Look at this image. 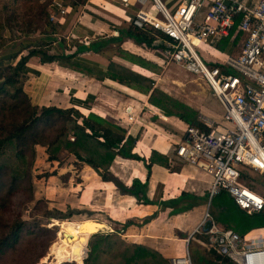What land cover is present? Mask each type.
Returning <instances> with one entry per match:
<instances>
[{"label": "trees", "instance_id": "trees-1", "mask_svg": "<svg viewBox=\"0 0 264 264\" xmlns=\"http://www.w3.org/2000/svg\"><path fill=\"white\" fill-rule=\"evenodd\" d=\"M9 1L14 5L22 1L24 12L18 25L24 37H31L32 32H35L37 28H41V31L35 40L22 44L19 51L0 56V264L4 260L6 262L9 260L6 264L14 262L16 264L17 260H13L14 254L30 253L32 235L41 232L40 228L27 226L21 218L11 223L3 219L5 206L18 190L25 186L28 192L32 191L31 167L35 160L36 147L43 148L45 160L50 165L56 162L60 167L68 163L80 169L82 164H86L103 181L113 182L123 193L133 195L143 204L153 203L146 195L148 179L144 182L133 179L131 185L125 187L109 170L118 156L141 159L133 151L139 133L131 134L116 121L94 112L83 114L72 106L33 104L23 87L27 73L32 71L27 64L33 58H36L39 63L56 62L61 67L91 78L97 80L108 78L145 94L149 93L148 101L161 109L165 115L177 116L189 125L208 131V126L198 119L196 109L172 98L158 87H153L152 79L131 70L117 69L113 62L103 68L80 56L81 53L89 51L102 53L117 38H97L87 45L78 43L74 50L70 49L64 39H60L57 47H54L52 43L56 40L54 34L58 30V23L57 20L49 19L48 11L53 1H59L62 6H68L74 10L87 0ZM12 13L14 12L9 14V20L16 21L17 17ZM239 18L238 16L236 19L231 35ZM124 33L147 47L152 46L155 35L163 36L150 29H138L133 26ZM229 39L230 37L220 40L215 44L216 47L221 51L229 52ZM152 163L169 167L168 156L155 150L151 151L149 162L146 164L148 172ZM52 173L54 172H49L48 175ZM60 176L63 178L64 175L60 174ZM68 176L67 172V177L63 180L66 181ZM244 178H252L249 170L243 171L242 179ZM250 189L256 191L253 187ZM205 195L207 198L208 194ZM191 199L197 200L198 196L182 191L177 198L163 204L172 207L170 213L176 214L190 209L194 205ZM208 211L217 224H221L223 228L235 229L240 234L253 228L264 227V210L251 215L247 214L224 190L211 197ZM73 212L74 209L70 208L69 214ZM57 221L53 220L55 223L52 222L50 225H57ZM201 239L207 243V236H201ZM194 252L197 255V261L201 264H235L227 257L218 254L211 246H206L202 253L196 246ZM84 255L85 252L82 258ZM104 261H106L105 264H170L168 259L158 251L128 241L117 231L92 234L88 241V254L84 264H103Z\"/></svg>", "mask_w": 264, "mask_h": 264}, {"label": "crops", "instance_id": "crops-1", "mask_svg": "<svg viewBox=\"0 0 264 264\" xmlns=\"http://www.w3.org/2000/svg\"><path fill=\"white\" fill-rule=\"evenodd\" d=\"M162 1L173 8L183 0ZM139 8L152 14L157 13L150 0L143 5L137 0H129L127 3L117 0H87L74 10L66 6L65 14L56 15L58 30L54 34L55 47L60 39H64L70 49L74 50L78 43L87 45L97 38H117L102 53L89 51L81 53L80 56L103 68L113 62L117 69L131 70L152 79L153 87H158L155 83L160 81L165 60L162 58V45L157 37L152 46L147 47L124 33L132 28L130 19ZM228 49L230 51L225 52H237L239 45L235 49L231 46ZM28 63L32 71L27 73L25 82L29 84L25 86V90L34 104L72 106L83 114L94 112L116 121L131 134L139 133L133 151L141 159L118 156L109 170L125 187H129L133 179L141 182L148 179L146 195L153 203L143 204L133 195L123 193L113 182L103 181L89 166L83 164L79 169L80 174L74 173L73 176V171H70L72 174L68 172L65 183L60 178H55L57 186H66L73 194L69 198L71 208H84L92 216L91 219L98 216L110 230V224H114L123 238L150 247L168 260L186 253L190 256L193 245L198 246L202 253L209 246L201 239L206 234L195 229L208 211L211 177L186 162L180 163L179 167L173 166L174 147L184 137L189 124L177 116L165 115L148 101L149 93L145 94L108 78H91L61 67L56 62L39 63L37 60H30ZM218 106L222 110L218 100L212 96L211 104H206L205 107L208 111L199 112L198 119L203 116L201 113H221ZM129 115L132 116L131 120ZM152 150L168 156L169 167L152 163L148 172L146 164ZM66 164L68 163H64L65 166ZM56 165L57 168L64 166ZM250 174L264 176L252 171ZM72 179H76L75 183H72ZM182 191L196 195L198 199H191L194 205L190 209L171 214L172 207L163 203L177 198ZM205 194H208L207 198ZM258 231L264 236V227H259L247 231L246 237L249 238L251 232Z\"/></svg>", "mask_w": 264, "mask_h": 264}, {"label": "built area", "instance_id": "built-area-1", "mask_svg": "<svg viewBox=\"0 0 264 264\" xmlns=\"http://www.w3.org/2000/svg\"><path fill=\"white\" fill-rule=\"evenodd\" d=\"M137 1L143 5L148 0ZM150 1L157 13L139 8L130 24L163 35H155L162 45V58L200 78L220 103L227 123L202 116L208 131L188 125L174 147L175 159L211 177L210 197L224 190L247 214L262 212L264 196L247 189L242 175L245 170L264 175V0H183L173 8L162 0ZM66 11L59 1H53L49 19L54 21L56 13ZM228 37L230 46L239 45V49L226 52L222 61L205 62L191 43L194 38L215 46ZM206 220L211 225L203 231ZM195 231L205 233L208 245L235 264H264V236L259 231L247 238L248 232L219 226L208 211ZM169 261L192 264L188 253Z\"/></svg>", "mask_w": 264, "mask_h": 264}, {"label": "rangeland", "instance_id": "rangeland-1", "mask_svg": "<svg viewBox=\"0 0 264 264\" xmlns=\"http://www.w3.org/2000/svg\"><path fill=\"white\" fill-rule=\"evenodd\" d=\"M21 2L22 1L14 5L9 0H0V56H6L10 53L19 51L22 44L31 40L33 41L38 35H40L39 31H41V28H37L35 32H32L31 37H24L21 34V29L18 25V23L22 20V13L24 12ZM4 6H6V8ZM11 12H14L12 14L16 15V21L9 20V14ZM191 43L196 52L205 62L215 60L222 61L226 56L225 51L217 49V47L213 44L195 40L194 38ZM32 60L37 59L33 58ZM163 66L164 69L160 74V81L155 83V85L157 84L163 92L172 98H176V100L182 101L194 109L197 108L196 110L198 114L201 111L207 112L208 110L205 107L206 104H211L212 96L206 84L200 78L187 72L183 67L177 64L164 62ZM28 84L29 82L24 83V89ZM31 102L33 103L32 100ZM218 107L219 110H221L220 106ZM212 114L213 115L201 113V115L207 116L218 123L225 126L227 125V123L223 120L222 110L219 114H216L215 112H212ZM36 150L35 160L31 167V179L33 183L32 191L28 192L25 186L22 187L23 190H18L5 206L3 219H6L7 222L11 223V221L21 218L27 226L31 228H40L41 232L35 233L36 235H32L30 253L24 254V252H21L20 255L18 253L14 254L15 258H13V260H17L16 264H84V259L88 254V241L90 240L91 235L95 233L105 234L116 231V226L114 224H110V230V228L104 225V223L97 216L94 219L99 220L101 226L98 227L94 224L90 225L89 237L85 242V247L83 248V252H85L86 248V253L83 258L81 257V263H79L80 261L76 262L71 260H64L59 263L54 262L49 249L52 242L58 241L59 226L50 225L53 220L82 221L90 219L92 216L82 207L77 209L71 208L72 203L69 198H71L73 194L69 192L70 190L68 187L61 186V184L57 186L55 183V178H60L65 183L63 179H66L67 172L73 171V174L71 172L70 173L75 176L74 173H76V175L80 174L79 169H76L72 164H66V166L64 165L62 168H57L56 163L50 165L49 162L45 160L43 148L36 147ZM173 160H175L173 165L175 167H179L180 163H184L175 158H173ZM49 172L54 173L48 175ZM59 172H61V174L63 173V178L60 176ZM75 181L76 179H72V183H75ZM243 183H245L244 185L250 191V187H253L256 191L264 194V177L262 175L254 174L250 179H243ZM69 202L71 204H69ZM70 208L74 209V212L71 215L69 214ZM54 216L62 218H54ZM92 231L97 232L91 233ZM194 250L195 246L193 245L191 246V253L189 251L192 263L201 264L197 261V255ZM8 262L9 260L7 262L4 260L1 264H6ZM105 263L106 261L103 262V264Z\"/></svg>", "mask_w": 264, "mask_h": 264}, {"label": "bare ground", "instance_id": "bare-ground-1", "mask_svg": "<svg viewBox=\"0 0 264 264\" xmlns=\"http://www.w3.org/2000/svg\"><path fill=\"white\" fill-rule=\"evenodd\" d=\"M56 223L59 226L58 241L53 242L49 249L53 261L56 263L64 260L79 262L84 253L85 242L89 237L90 225L100 227V221L88 219L80 222L57 221ZM93 232L96 231L91 233Z\"/></svg>", "mask_w": 264, "mask_h": 264}, {"label": "water", "instance_id": "water-1", "mask_svg": "<svg viewBox=\"0 0 264 264\" xmlns=\"http://www.w3.org/2000/svg\"><path fill=\"white\" fill-rule=\"evenodd\" d=\"M210 198V197H209ZM209 201H210V199H209ZM209 203V202H208ZM210 225H211V221L210 220H206L205 222H204V224H203V227H202V229H203V231H206L209 227H210ZM105 228V227H104ZM97 232V231H96ZM94 233V232H93ZM86 249V248H85ZM85 253H86V250H85Z\"/></svg>", "mask_w": 264, "mask_h": 264}]
</instances>
